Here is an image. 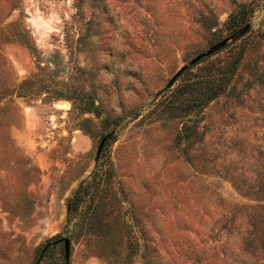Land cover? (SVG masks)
Segmentation results:
<instances>
[{"label":"rangeland","instance_id":"rangeland-1","mask_svg":"<svg viewBox=\"0 0 264 264\" xmlns=\"http://www.w3.org/2000/svg\"><path fill=\"white\" fill-rule=\"evenodd\" d=\"M0 264H264V0H0Z\"/></svg>","mask_w":264,"mask_h":264},{"label":"trees","instance_id":"trees-1","mask_svg":"<svg viewBox=\"0 0 264 264\" xmlns=\"http://www.w3.org/2000/svg\"><path fill=\"white\" fill-rule=\"evenodd\" d=\"M250 12H252V8H250L249 6H247V5L240 6L239 11L234 16H232V18L230 19V26L234 30L238 29L244 23V18ZM222 90H223V88H222L221 84L217 88L212 86L211 88H209L207 90V97H206L205 101H203V99L200 100L198 102L197 106L209 103L214 98H216L220 94V92H222ZM80 201H81V189L78 190L74 194L73 198L68 200L69 213H71V211H73L78 206Z\"/></svg>","mask_w":264,"mask_h":264},{"label":"water","instance_id":"water-1","mask_svg":"<svg viewBox=\"0 0 264 264\" xmlns=\"http://www.w3.org/2000/svg\"><path fill=\"white\" fill-rule=\"evenodd\" d=\"M179 74V73H178ZM178 74L176 76H178Z\"/></svg>","mask_w":264,"mask_h":264}]
</instances>
